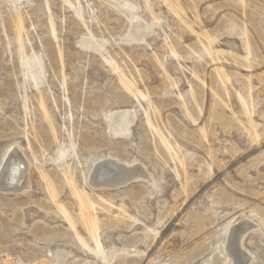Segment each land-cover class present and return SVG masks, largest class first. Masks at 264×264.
Returning a JSON list of instances; mask_svg holds the SVG:
<instances>
[{
  "label": "rangeland",
  "instance_id": "1",
  "mask_svg": "<svg viewBox=\"0 0 264 264\" xmlns=\"http://www.w3.org/2000/svg\"><path fill=\"white\" fill-rule=\"evenodd\" d=\"M13 148L0 264H231L239 220L264 264V0H0V167ZM106 159L147 179L94 188Z\"/></svg>",
  "mask_w": 264,
  "mask_h": 264
},
{
  "label": "bare ground",
  "instance_id": "2",
  "mask_svg": "<svg viewBox=\"0 0 264 264\" xmlns=\"http://www.w3.org/2000/svg\"><path fill=\"white\" fill-rule=\"evenodd\" d=\"M131 23L136 25L137 30L140 28L137 22L132 21ZM81 45L87 49H93L96 51L101 48L99 45L94 44L93 40L92 42L85 40ZM29 64L31 63L29 62ZM126 115V112L118 113V117H116L117 121L114 122L113 125H110V131L114 136L123 137L124 133L128 131ZM27 167L28 164L22 154L19 150L13 148L7 154L0 167V188L12 191H22L23 189H26L28 187ZM136 179H147V174L142 167L138 165H127L116 160L106 159L99 161L94 165L88 181L94 188H118L129 181ZM239 223V225L233 226L231 229L227 238L225 251L231 264H249V258L244 250H242L241 240L245 233L254 226L252 223L244 220H239ZM120 263L123 262L121 261Z\"/></svg>",
  "mask_w": 264,
  "mask_h": 264
}]
</instances>
